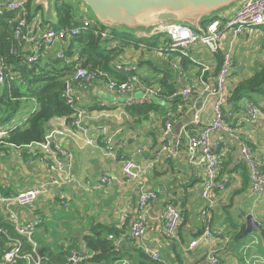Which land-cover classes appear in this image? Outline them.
Returning a JSON list of instances; mask_svg holds the SVG:
<instances>
[{
    "label": "crops",
    "instance_id": "0c3cea01",
    "mask_svg": "<svg viewBox=\"0 0 264 264\" xmlns=\"http://www.w3.org/2000/svg\"><path fill=\"white\" fill-rule=\"evenodd\" d=\"M242 5L243 1L216 17L225 30L222 49L218 55L212 54L207 47L197 43L188 49V57L183 66L180 57H177V61H170L171 71L154 68V64L162 65L163 56L168 52H165V48L160 50L157 46L128 40L114 42L113 45L116 47L119 45L123 49L115 63L116 66H123L126 71L134 70L136 73L134 77L138 81L136 98L146 99V102L158 107L157 112H150L148 119L130 115L124 103L125 97L110 93L106 84L101 81L74 88L79 98L78 107L84 113V128L75 131V135L58 139L61 146L74 155L70 171L71 183L54 189L57 195L54 201L49 202L42 198L30 209L21 207L9 209L1 205L7 211L4 214L8 218L9 212L12 211L24 223L40 220L41 224L34 236L39 256L43 257L47 249L60 252L62 248L67 250L69 247H74L72 252L78 255L88 254L84 237L90 236L92 229L97 225H103L125 231L116 239L117 248H126L125 258L111 264H133L129 255H134L136 248L140 246L131 239L130 226L138 218V197L143 186L146 190L159 195V200L148 210L150 228L144 237V242L160 253L161 259L156 261L158 264H203L210 248L217 252L221 264H264V194L256 195L252 192L248 166L239 163L242 147L247 144L252 147L257 159L264 165V100L259 101L258 105L262 110L263 120L257 124L249 121L247 106L252 102L244 100L239 111L231 112L227 118L225 117L234 127L235 136L230 137L221 132L213 134L212 140L220 143L218 155L221 161V174L219 172L221 177L218 175L219 190L215 197L217 205L213 211L212 227L221 234L209 244L201 245L191 252L187 250L190 241L203 232L202 211L206 204L201 197L205 182V166L200 156L194 162L190 160L189 138L199 134L214 118V97L209 96L207 100H203L197 96L202 89L198 81L200 65H208L211 68L205 79L213 83L221 65L220 58L224 57L229 49L232 50L233 68L228 80L231 92L240 82L252 77L264 64L262 63L264 30L263 34H259L256 30L249 29L244 35L234 39L227 28ZM76 6L78 13L85 17V6L80 2L76 3ZM38 17H41L40 14ZM45 29L46 27L42 29L34 27L36 38L39 39ZM134 35L138 38H150L156 34L137 32ZM165 37V35L158 37L157 43ZM165 41L168 42V38ZM257 42L262 44V54L259 58L250 52ZM129 43L130 47L122 46ZM28 45L33 46L32 43ZM65 45L67 41L56 44L44 51L42 56L46 59L50 55H58ZM244 56H250L249 60H240ZM160 79H165L169 88L177 90L176 94L190 85L196 86L195 93L189 97L180 96L184 98L183 103L171 106L173 100L162 94ZM154 85L159 93L147 95L146 88ZM96 107L103 109L97 110ZM223 109L229 110L228 104ZM36 110V102L27 101L21 112L23 122ZM170 112L172 114H169ZM195 113L198 117L193 121ZM188 115H192V124L184 126L180 133L176 134V126ZM172 117L173 120L170 119ZM169 119L173 121L172 138L164 133ZM23 122L14 121L13 126H21ZM64 124L66 119L52 120L47 125V133L60 129ZM106 136L112 138L117 151L115 156L107 154L108 151L103 144ZM88 139H93L95 143L89 145ZM174 140L179 141L178 151L174 157L168 158L162 154V149ZM0 152L7 158V163L12 165L8 170L13 175L15 164L12 160L17 157L23 168L18 173V182H31L20 191L13 190L11 184H8L0 190L1 197H5V194L10 195L8 197L15 196L41 183L51 182L54 177L35 145L18 148L5 144L0 146ZM129 159L133 160L140 170V179L134 183L126 182L122 172L123 162ZM103 177L110 178L111 182L96 189L95 186ZM170 203L181 213V225L176 239L169 238L157 220L161 210ZM249 216H252L253 221L263 229L257 228L253 234L245 235L246 220Z\"/></svg>",
    "mask_w": 264,
    "mask_h": 264
},
{
    "label": "built area",
    "instance_id": "2783aa9c",
    "mask_svg": "<svg viewBox=\"0 0 264 264\" xmlns=\"http://www.w3.org/2000/svg\"><path fill=\"white\" fill-rule=\"evenodd\" d=\"M30 0H0V13L4 10L16 12L18 15L16 25L14 28V36L18 48H23L26 44H33L32 55L26 58L28 64H32L38 61L41 53L49 50L56 44L63 43L68 39L77 36L82 30H88L93 26H98L97 22L82 17L78 20L79 27L71 30L56 31L51 28H47L42 32L39 39L34 35V27L39 24L37 20L33 26L28 25V4ZM227 28L230 30L231 35L235 38L242 36L249 29L256 30L259 34H263L264 28V0H244L241 8L236 12L234 18L229 22ZM224 28L221 26L220 20L216 19L204 26V33L193 32L189 27L180 24H171L161 31V33L167 34L171 43L166 49L171 52H178L184 56H187V51L193 45L200 43L208 48L212 54H217L222 49L224 40ZM103 39H107L110 36L108 32L101 33ZM38 39V41H37ZM113 47H116L113 45ZM59 58L63 57V53L58 54ZM121 69V66L117 67ZM201 73L198 77L199 83L202 85V89L197 93V96L201 99L207 100L209 96L214 97L213 111L214 118L212 121L197 135L190 137V143L188 146V153L192 162L196 161L198 156L201 157V162L205 166V182L201 193V197L206 201L205 207L202 211L203 232L195 239L190 241L188 245V251H194L201 245L209 244L214 241L216 237L220 236L221 232L216 231L212 227L213 211L217 205V199L215 194L216 180L219 175L221 161L218 155L220 143L219 141H213L212 136L215 132L226 133L230 137L235 136V129L232 124L226 121L223 108L227 104L230 98V91L228 86V80L233 68V53L232 50H228L224 57L222 66L217 74L213 83L206 81L205 76L210 72L208 65L201 64ZM102 75L100 72H90L82 67H77L73 81H83L88 85H92ZM5 67L0 62V85L4 83ZM138 81L136 78L128 82L117 83L115 81H109L106 84L107 90L122 97H125L124 103L126 107L146 103L145 100L137 99L135 94L137 90ZM67 91L65 96L68 99L69 104L75 105L76 101L79 102V98L75 94L74 89L66 85ZM196 86H188L182 89L175 96L189 97L195 93ZM159 91L155 86L147 87V95H157ZM249 121L252 124H257L263 120L262 110L255 103H250L247 106ZM198 117L195 113L193 121ZM84 113L76 105V115L70 123L62 125L60 129H54L48 133L41 143L33 144L42 155V160L46 163L49 171L54 174L51 182L41 183L31 189L19 192L12 197H1L0 205H3L9 209L13 207L21 208H33L35 203L39 199H45L47 201H54L57 195L54 189L71 183L72 175L71 169L73 167V157L71 151L63 148L58 141L59 138L67 137L68 135H75V131L83 130ZM16 128L5 127L0 129V146L4 144V139L8 136V133ZM106 129H104L105 131ZM165 135L173 137V121L168 120L166 122ZM87 143L93 145L95 141L88 139ZM103 144L106 146L107 154L109 156H115L117 151L112 142V138L106 136L103 140ZM32 145H29V147ZM179 141L174 140L170 145L165 146L162 149V154L168 158H172L178 151ZM239 163H244L249 169V178L251 184V190L254 194H264V165L257 159L256 154L251 146L244 144L241 150ZM122 172L126 182L134 183L140 179V170L138 165L133 160H125L122 166ZM111 182L108 177H103L95 186L96 189H100L102 186ZM159 200V195L156 192L148 191L143 186L140 189V195L138 197V218L134 221L130 228V237L138 244L145 254L150 256L154 261H160L161 255L158 251L152 249L144 242V237L150 228V221L147 218V213L150 207ZM67 205V204H65ZM10 217L14 223L15 230L19 237H14L6 230L0 228V237L6 238L7 251L5 252L2 262L0 264H15L19 260H25L28 264H42V258L37 252V245L33 241L35 231L39 228L40 220L22 222L17 215L12 211L9 212ZM158 223L165 234L171 238L176 239L178 235V229L181 225V213L173 205L168 204L164 207L158 215ZM21 237H26L33 245L31 252H24V244ZM81 258L76 252H72L67 258L64 264H78ZM203 264H221L220 258L217 252L210 248L206 253Z\"/></svg>",
    "mask_w": 264,
    "mask_h": 264
},
{
    "label": "trees",
    "instance_id": "16d2710c",
    "mask_svg": "<svg viewBox=\"0 0 264 264\" xmlns=\"http://www.w3.org/2000/svg\"><path fill=\"white\" fill-rule=\"evenodd\" d=\"M32 2L33 0H30L28 4L29 26L32 27L31 23L39 18V24L36 26L37 29L46 27V29L51 28L56 31H67L79 27L78 20L82 15L78 13L76 3L79 2H76V0H55L52 9L53 21H48L44 18L42 9L33 11ZM38 14L42 18L38 17ZM17 18L16 12L4 10L0 13V62L5 67L4 83L0 85V129L13 126L16 116L22 112L27 101L33 100L37 104V110L31 113L21 126H15L16 128L11 130L4 139L3 145L6 144L18 148L43 142L47 133V125L52 120L61 118L66 119L67 123L72 121L76 115V105L78 103L77 101L75 105L68 103V99L65 96L67 91L66 85L68 84L73 89L79 85V87L88 85L83 81H73L77 67H82L90 72L102 73L94 83L101 81L103 84H107L111 80L123 83L132 80L136 76L134 70L126 71L123 66H121V69L117 68L118 66L115 63L123 52V49L119 45L113 47L116 40H128L138 44H150V46L155 47L158 42L157 38L165 35L168 37L167 45L169 46L171 43L170 37L165 33L152 35L150 38H138L120 29L109 28L97 22L98 26L82 30L79 35L67 40V45L61 49L63 53L62 58H59L55 54L44 59V56H42L43 52L40 54L37 62L28 64L25 60L28 56L32 55L33 46L31 47L26 44L21 49L17 47L14 36ZM216 19L212 18L205 21L204 25ZM103 32H108L111 37L103 39L101 36ZM33 34L36 35L37 33L34 32ZM130 44H122V46L130 47ZM168 46L164 49L165 52ZM166 53H171V51ZM172 53L181 58L183 66V62L187 59L188 55L184 56L178 52ZM222 58H220V68L223 62ZM201 70L202 68H200V73ZM218 72L215 77H217ZM148 84L150 85V83ZM159 84L163 87L162 94L164 96L170 97L177 93V90L167 86L165 79H160ZM230 93L231 95L227 102L229 110L223 109L226 118L231 112L239 111L241 103L244 100L260 105L259 101L264 100V64L254 72L252 77L240 82ZM183 99L180 96L175 97L171 102V106H175L176 103H183ZM96 108H98L97 110L103 109V107ZM127 111L132 116L139 115V117L148 119L150 112H157L158 107L153 103L146 102L127 107ZM170 119L173 120V117ZM219 176L221 177V175ZM219 178L216 180L215 194L219 190L217 188ZM4 196L8 197L10 195L5 194ZM4 212L5 214L7 213L0 205V228L6 230L14 237H19L13 221ZM124 233V230L119 231L103 225L94 227L90 236L84 237L86 251L89 253L79 255L81 260L78 264H111L124 259L127 253L126 248H117L116 246V239H119ZM21 239L24 244V252H31L33 250L32 243L26 237H21ZM73 249L74 247H69L67 250L62 248L60 252L47 249L43 257L40 255L42 257V264H64L67 261V256L72 253ZM6 251V238L1 236L0 263ZM129 258L132 259L133 264H158V262L154 261L139 248H136L135 254L129 255ZM21 262L27 263L25 260H19L15 264Z\"/></svg>",
    "mask_w": 264,
    "mask_h": 264
},
{
    "label": "water",
    "instance_id": "95a60500",
    "mask_svg": "<svg viewBox=\"0 0 264 264\" xmlns=\"http://www.w3.org/2000/svg\"><path fill=\"white\" fill-rule=\"evenodd\" d=\"M55 0H33L32 10L42 9L44 18L53 21ZM90 9L102 25L120 29L132 35L137 32L159 34L171 24L189 27L193 32L204 33V22L244 0H76ZM149 32V33H147ZM192 124V115L179 122V134L184 126ZM174 133V132H173ZM171 137V136H170ZM245 235L253 234L262 226L249 216ZM41 253V251H40Z\"/></svg>",
    "mask_w": 264,
    "mask_h": 264
},
{
    "label": "rangeland",
    "instance_id": "374dc122",
    "mask_svg": "<svg viewBox=\"0 0 264 264\" xmlns=\"http://www.w3.org/2000/svg\"><path fill=\"white\" fill-rule=\"evenodd\" d=\"M78 2V1H76ZM86 8V7H85ZM84 16L90 20H92L93 22H98V20L95 18V16L93 15V13L91 12L90 9L86 8V10L84 11ZM149 33V32H147ZM168 37L166 36L164 38V40H161L159 43H157V48L158 49H163V48H166L168 45H167V42L165 41V39H167ZM262 41V40H261ZM261 48H262V44H260V42H257L254 47L251 49V55H254L256 56L257 58L261 57V54H262V51H261ZM208 49V48H207ZM245 49H243L242 52H244ZM209 51V50H208ZM210 52V51H209ZM190 54H192L190 52ZM210 54V53H209ZM211 55V54H210ZM248 58H250V56H244L243 59H240V60H249ZM177 61V56L174 54V53H165L164 56H163V62H162V65H157V64H154V68H159V69H162V70H167V71H171V69L169 68V64L171 65V62L170 61ZM264 62V58H263V61L262 63ZM174 68V67H173ZM175 69V68H174ZM175 95V94H174ZM174 95L170 96V99L171 101L174 100L175 97H173ZM154 100V99H153ZM169 114H172V112H170ZM23 114H19L16 116V119H15V122L16 123H22L23 122ZM3 153L0 152V190H2L5 186H7L8 184H11V187L13 190H23L24 186L26 185H29L31 184L30 181H21V182H18V173L19 171H22V166L19 164L18 162V159L17 157H15L12 161L13 163L15 164L14 165V169L15 170V173L14 175L9 172V168L10 164H8V160L7 158L3 157L2 156ZM22 192V191H21ZM16 208H14L15 210ZM10 215V214H9ZM12 216V214L10 215V217ZM36 233L38 231H35ZM35 236V235H34Z\"/></svg>",
    "mask_w": 264,
    "mask_h": 264
},
{
    "label": "clouds",
    "instance_id": "9594fccd",
    "mask_svg": "<svg viewBox=\"0 0 264 264\" xmlns=\"http://www.w3.org/2000/svg\"><path fill=\"white\" fill-rule=\"evenodd\" d=\"M14 123V122H13ZM2 146V145H1Z\"/></svg>",
    "mask_w": 264,
    "mask_h": 264
}]
</instances>
